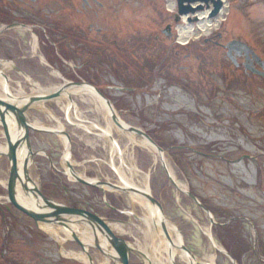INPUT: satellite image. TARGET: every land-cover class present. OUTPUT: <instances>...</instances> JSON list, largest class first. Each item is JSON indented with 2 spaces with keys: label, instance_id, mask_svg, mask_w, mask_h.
I'll list each match as a JSON object with an SVG mask.
<instances>
[{
  "label": "rangeland",
  "instance_id": "obj_1",
  "mask_svg": "<svg viewBox=\"0 0 264 264\" xmlns=\"http://www.w3.org/2000/svg\"><path fill=\"white\" fill-rule=\"evenodd\" d=\"M71 1L73 6L82 4V0ZM96 1L102 6L98 10L99 17L79 13L78 23H62L67 29L65 34H62L61 26L53 24L41 25L43 28L37 32L39 29L33 31L31 25L34 24L31 23L0 22V73L8 80L10 78L4 88L0 82V99H8V91L14 98L45 91L54 93L72 82L63 84L74 76L83 82L86 81L82 76L93 80L95 85H99L97 82L109 85L103 95L114 105L121 119L136 131L154 135L161 150L165 147L162 153L151 152L142 145H136L130 151L141 174L149 177L151 191L147 194L154 198L159 196L164 205L165 219L171 223L165 227L168 240L153 226L146 225L143 207L128 192L122 191L127 187L118 185L119 179L109 164L115 142L111 140L110 146L109 142L103 141L101 131L93 128L94 125L105 127L106 123L102 113H97L87 100L83 101L87 97H73L68 112L53 100L37 104L26 115L32 125L50 129L62 127L67 134L72 133L70 162L74 163L73 168L84 178L109 182L122 190L101 192L96 189L99 192L96 193L64 176L68 182L66 187L79 197L85 196L105 214H111L112 199L117 200L123 212L119 220L130 226L127 239L143 254V257L135 256L134 264H264V80L236 72L232 85H226L221 73L224 68L234 67H229L228 56H224L220 46L205 43L217 34L222 36L220 44L241 41L251 49L250 54L264 64V0H223L224 21L218 22L216 27L218 17L208 19L207 16L206 19L214 24L207 34L198 28L199 15L207 12V5H203L204 10L188 15L193 23L184 18L175 23L176 0ZM11 3L5 0L0 2V7ZM171 3L175 4L173 10L169 7ZM51 6L52 13L56 14L54 4ZM0 18L3 19L1 11ZM168 27L175 40L164 39L162 32L168 31ZM187 27L199 35L187 41L189 46L180 41L181 29ZM156 35H161L160 41H156ZM175 53H179V58ZM187 54L191 57L184 63ZM76 66L83 68L79 71L82 76L75 72ZM149 66L150 69L154 66L151 73ZM184 66L186 69L181 70ZM257 71L264 73L261 66ZM214 89H217L215 95L212 94ZM209 94L213 96L211 100L206 98ZM132 133L130 135L136 141H146ZM116 136L113 138L120 140ZM45 138L41 141L37 136L34 148L46 152L55 150L52 153L56 155L59 171L69 174L60 160L66 146L64 137ZM3 143L5 147L6 139ZM124 144L125 141L120 142L121 148ZM171 145L184 147L185 151L178 153L174 147L176 153L171 151L170 156L166 151ZM202 150L209 151V156H198ZM181 166L185 171L179 170ZM168 168L173 172V179ZM0 173V183L8 192V171L3 168ZM185 176L194 181L196 191L206 197L208 205L218 213L214 216L217 222L223 225L235 219L232 224H237L229 228L231 237L227 244L223 245V232L220 233L219 227L210 230L209 216L193 202ZM54 202L63 204L59 200ZM32 222L41 233L50 237L44 246L53 261L58 260L59 253L55 243L62 244L65 239L73 241L65 232L73 233L76 229L84 234L87 229L77 224L79 228L71 229L60 223L52 225V234L47 229L42 230L34 220ZM172 225L181 235L178 250L183 252V246L186 251L184 256L171 257L173 254L167 253L164 260L157 252L160 250H155L159 245L164 249L166 240L174 242L178 239L177 235L174 239L171 237ZM208 230L212 237L207 234ZM121 236L125 237V234ZM233 236L239 239L238 245L231 241ZM78 238L84 245L88 244L89 238L93 239L88 234ZM71 243L78 245L75 241ZM240 249L249 256L240 255ZM87 251L97 253L94 264H115L97 249ZM63 252L66 251L61 250L63 256L70 258ZM70 252L78 255L73 248ZM74 258L80 263H91L90 259L84 262Z\"/></svg>",
  "mask_w": 264,
  "mask_h": 264
},
{
  "label": "flooded vegetation",
  "instance_id": "obj_2",
  "mask_svg": "<svg viewBox=\"0 0 264 264\" xmlns=\"http://www.w3.org/2000/svg\"><path fill=\"white\" fill-rule=\"evenodd\" d=\"M7 1L12 2V3L10 5H5V4L1 5L0 11L2 13L3 19L0 18V22L5 23V24H9L10 22L12 24H20L21 22L31 23V24H34V26L38 25V26H35L34 29H32L33 31H35L36 29H39L37 30V32L43 28L41 27V25H46V24L48 25L53 24L57 26L61 25V29H63L65 27L63 26L62 23H66V22H70L72 24L78 23L77 22L78 19L76 18L79 15V13L92 14L94 18H98L99 17L98 10L102 8L101 2L96 1V0H82V4L78 3L76 6L72 5L71 0H7ZM55 1H58V2H55ZM0 2H5V0H0ZM78 2H80V0ZM52 4H54L55 6L57 15L52 13L53 12L52 6H51ZM79 4H80V9L78 7ZM13 8L15 9L13 10ZM173 17H174L173 21L177 23L179 21V17L178 16H173ZM168 29H169L168 31L166 30L164 31V33L162 32V34L164 35V39L172 38L173 40H175L174 33L171 27H168ZM63 33L64 31H62V34ZM160 36L159 35L155 36L156 41L157 40L160 41ZM221 38L222 36L220 34H217V35L212 36L210 39H207L205 43L220 46L221 47L220 50H222L223 53L225 54L224 56H228L227 60L231 63L229 67H234V68H230L229 70H226L227 68L226 69L224 68V70L221 73V78L222 80H225L226 85L228 86L232 85V78L234 77L233 73H236V72L243 73V75H246L247 77H250L253 75L257 79L264 80V73L262 72L260 73L257 71L258 66L259 67L261 66L262 69H264V64H262L256 57L251 55L250 52H245L242 50L241 47H238V46L235 47V49H233L230 55H228L227 46L229 45V43L220 44ZM44 53H46L45 49H44ZM175 54H176L175 56L178 57L179 53H175ZM45 55L47 56V54ZM48 56H49L48 58H50V54ZM190 57H191L190 54H187L185 56V59H183L184 61L182 62L185 63L186 61L190 59ZM223 65L224 64H222V67ZM186 67L187 66L182 67L181 70L183 68L186 69ZM17 68L18 67L16 66V69ZM153 68L154 66L151 69L149 66L150 73L153 70ZM79 71H83V68L79 69L78 67H76L75 72L79 73ZM95 77H98V76L95 74ZM88 80L90 81V79ZM97 83L99 85H95L91 82V84L97 87L104 94L105 88L108 87L109 85L101 84L99 82ZM216 90L217 89H214L213 93L210 92V94L212 93L215 95V93H217ZM210 94L208 95V97H206L209 100H211V98L213 97ZM27 130H28L29 138H30L31 145L33 148V153L35 154L34 165L30 171V179L32 183L36 185V187L41 192L43 197L51 201L59 200L60 202L63 203L60 205H67L68 207L73 208V209L85 210L86 212L91 213L95 216H98L99 218L103 220L109 221V223H112V224L117 223V224L124 225V226L127 225L128 222H123L119 220L123 212L120 211L121 208L117 204V200L115 198L112 199L114 203L112 205V208L109 211L111 214H105L99 211L98 206L96 204L94 205L93 202H89L88 200H86L85 196H83V198L79 197L77 193L74 194L71 190H69L66 187V185H68V182L64 178V176L65 177L67 176L64 173H62L61 170L59 171L58 169L59 163L57 162L56 155L55 153L54 154L52 153V152H55V150L51 152L50 151L46 152L45 150L35 149L34 141L37 139V136H40L41 141L46 138L41 137V135L34 133L30 128H27ZM3 132H5V130L3 126L0 125V150L3 149V146H4L3 139L5 140V138H4ZM149 137L152 139V141L155 143L156 146L160 147L159 146L160 143L158 142L157 138L154 137V135L149 136ZM174 147L178 153H182L185 151L184 147L177 146V145H171L167 148V151H166V152H169L170 156L172 153L171 151H174V153H176L175 150L173 149ZM164 148L162 149L164 150ZM207 153L209 154V151L202 150L198 154V156H202V155L209 156ZM175 161L177 160L175 159ZM0 167L2 170L4 168L8 171V174H6V177L7 179H9V175H10L9 168L10 167H9L8 161L5 158V156L1 154V151H0ZM179 170L181 172L185 171L183 166H181ZM61 174L63 176H61ZM0 176H1V173H0ZM185 177L187 179V182L189 183V193L192 195L193 198L198 200L200 204H202L207 210L210 211L209 213L213 217V221H211V219L209 218L210 225L213 224V222H216L215 227L216 228L219 227L218 229L220 233L223 232V234H221L223 245L224 243L227 244L229 242L228 239H230L229 237H231V235L229 234V228L237 223L232 224V222H230L228 224L223 223V225H221V223L217 222L214 216L216 214L218 215V213L212 207L208 205L207 203L208 199L204 196H201L196 191L194 187V181H192V179L189 178L188 176H185ZM87 189L88 190L92 189L95 192L97 191L96 189L91 188V187H87ZM96 193H99V192L97 191ZM8 197H9V193L3 190L2 183H0V264H84V263L78 262V260L72 256H70L69 258L61 254V250H64L70 253L72 248L73 250L77 251L76 252L77 254H82L84 252V250L80 246L81 244L77 245L75 243H71L69 242L68 239H65L66 241L62 240L64 241V243L62 244L58 242L55 243L59 249V253H58V260L53 261L51 257L49 256L48 252L45 250V246H44L46 245L47 239H50V237L48 235L46 236L43 233H41L35 227L32 220L30 218H27L21 211H19L18 208L11 201H9ZM158 197L159 196H155V199L159 202V204L162 206V209L164 210V205L162 201L159 200ZM235 222H238V220H236ZM43 237L44 239H42ZM119 237L121 239L125 238L124 236L123 237L119 236ZM125 239L126 240H123V241L131 243L129 239L127 238ZM231 241H233V244L238 245L237 242H239V239L233 236ZM240 251H241L240 255L243 254L244 258L246 256H249L246 253H242L243 251L241 249ZM96 254L97 253L95 251L88 252V256L89 258H91L90 264H94L93 262L95 261L93 260H96L95 258ZM129 264H134L133 255L130 256Z\"/></svg>",
  "mask_w": 264,
  "mask_h": 264
},
{
  "label": "water",
  "instance_id": "obj_3",
  "mask_svg": "<svg viewBox=\"0 0 264 264\" xmlns=\"http://www.w3.org/2000/svg\"><path fill=\"white\" fill-rule=\"evenodd\" d=\"M177 2L179 8V15L181 16H187L189 14H194L197 11H202L204 10L203 4L209 7V4L212 3L213 11L210 13L209 17L214 18L222 8L221 0H177ZM193 4H198V6L193 7ZM237 46L241 47L242 50L244 49L245 52L252 53L251 49L248 46L239 42H233L232 44H230V50L232 51ZM3 77L5 78L7 83L8 79L4 75ZM72 86H86L99 94V92L95 88H91L87 84L69 82L67 83V85H64L58 91L48 95H30L22 98H14L8 91L6 92L8 99H0V125L3 126L5 130V139L7 142L5 149H1V154L5 156L10 166V179L8 182L9 199L18 208L19 211L29 216L32 220L35 221L37 225L39 224V226L40 223L44 224L45 222H47V224L49 223L51 225H58L61 223V226L64 224L63 226L67 228L68 225L76 226V224L77 226L90 228L91 233L93 235L94 249H97L107 258L112 260L115 264H128L131 255L143 257V254L139 251L132 249V247H128V244L125 241L119 239L118 237H114L111 230H109L106 226L107 220H101L100 218L84 210H76L68 207H62L61 205L56 204L53 201L47 200L45 197H43L41 192L34 186L29 177V170L33 165L34 154L32 152L31 142L27 128H30L36 133H46L49 135L66 138L67 144L65 146L64 155L65 153H67L68 157H70L69 152L71 150V137L65 132L36 128L27 123L25 115L28 114V112L33 109L34 106H36L37 104L50 102L60 98L64 94V91ZM13 133L15 134L13 135ZM64 155L62 157L63 162L64 160H67L65 159ZM22 159L24 161L21 166ZM66 163L67 165H69L68 167L70 168V170L74 169L73 166H71L69 160H67ZM68 173L69 174H66L69 177H72L78 183L97 188L102 192H105L107 188L118 189L113 185H107L98 181L88 180L73 171L72 173ZM20 191L22 192L23 196H20ZM122 191L128 192L131 196V194L137 190L134 188L127 187V189H123ZM146 197L148 200L150 198H153L149 194H146ZM19 198H22L23 200L21 199V201ZM24 200H28L27 202L30 203V206L25 203ZM194 200L196 201L195 198ZM158 206H160V204L157 205V207ZM211 221H213L212 218ZM71 236L73 241L81 244L77 234ZM101 239H103V242L101 241ZM80 246L88 255V252L82 246V244ZM85 246L91 248L90 245Z\"/></svg>",
  "mask_w": 264,
  "mask_h": 264
},
{
  "label": "bare ground",
  "instance_id": "obj_4",
  "mask_svg": "<svg viewBox=\"0 0 264 264\" xmlns=\"http://www.w3.org/2000/svg\"><path fill=\"white\" fill-rule=\"evenodd\" d=\"M169 7H170L171 10H173L174 7H175V4L171 3ZM210 10H211V8H210ZM208 12L209 11H207L204 14H200L199 15L201 20L199 22L198 28L202 31V33H206V34L210 32L212 27H214V24L211 21L206 19L207 16H208ZM184 20L187 21V18L185 17ZM218 22H220V21L219 20L216 21V24H215L216 27L219 26ZM193 36L199 37V35H195L194 34L193 29H191L189 27L182 28L181 29L180 41H181V43L185 44ZM0 82H1L2 88L6 87V80L1 75V73H0ZM48 94H52V93L50 91L42 92V95H48ZM73 97H81L82 99L87 97L88 99H83V101L85 102L87 100L89 105L95 107V110L97 111V113L100 112V113H102L104 115L103 119L105 120L106 126L105 127H97L96 125H94L93 128L98 130V131H101V136H103L102 137L103 141H105L106 143L109 142L110 146H111V143H112L111 140H113V142H115L114 145L111 147L113 155L110 156V158H109V164L111 165L112 171L114 172L116 177H118V179H119V184L118 185L119 186L122 185L124 187L133 186L132 188H134V189L136 188V190L138 192L135 191L134 193H132L131 194V198L133 200H135V202L139 203L143 207V210L145 212L143 218L145 219L146 225L149 228H150V226H153V228L156 229V232H158V233L160 232V234H162L163 236H166V239L168 240L169 233H168V230H166L165 227H167L168 224H171V223L168 222L165 219V216H164L165 215V211L162 209V206L160 205V206L157 207V205H159V202L156 201L153 196H152L153 198L149 199L150 201L147 199L146 194L150 193V191H151L150 180H149L148 176L141 174L142 171H140V169L138 168L137 162H136L133 154H131L130 148H133L136 145H142L143 147H145L146 149H148L151 152L155 151V152L159 153L160 151H158V149L155 148V146L151 145L149 143V141H147V140L146 141H141V142L136 141L132 137V135H130V134H133V133L130 130L129 126L120 118L119 115L116 114L117 111L115 110L114 105L110 101H107L106 99H103V97H101L97 92H95L94 90H91L90 88H88L86 86H82V87L72 86V87H69L68 90L64 91V94L60 98L55 99L54 101H56L59 104V106L62 107L63 110L68 112L69 109L71 108V105L73 104L71 102ZM5 98H6V96H5ZM38 125H35V127L39 128V129H49V128H46V127H41L42 125H40V126H38ZM55 129L56 130H63L62 127H57ZM55 129H52V130H55ZM116 135H118L120 137V140L115 138L117 140L116 141L113 138V136L117 137ZM63 140H64V143L66 145L67 144V139L64 138ZM121 141H125V144H124V146L122 148L120 146V142ZM69 154H70V157H68L67 153H65L64 156H65V159L69 160V162H70V160H71V151L69 152ZM67 160H64V167L66 168V171L70 172V173H72V171L75 172V170L77 171V169H75V168L73 170L72 169L70 170V168L68 167L69 165H67V163H66ZM23 161L24 160L22 159L21 166L23 164ZM70 164H71V166H73L74 163L72 164L70 162ZM168 171H169L168 174L171 175L170 176L171 179H173L172 178L173 172L171 170H169V168H168ZM109 185H113V184L111 183ZM109 190H110V188H107V191H109ZM19 194H20V196H23L21 191L19 192ZM20 199H22V198H20ZM150 202H152V203H150ZM194 203L197 205V207L202 209L203 212H205V213L206 212L207 213L210 212L202 204H200V203H198L196 201ZM129 215H131V214H129ZM47 217H49V216H47ZM46 219H49V218H46ZM101 220H103V219H101ZM106 226L108 227L109 230H111V232L113 233L114 237H119V235H123V234H125L126 238L129 237V234H130V232H129L130 231V226L129 225L128 226H124V225H119L117 223L114 225L112 223L108 224V222H107ZM169 226H171V225H169ZM215 226H216V222H213V224H211L210 230L211 229L215 230L216 229ZM75 227L76 226L68 225V228H71V229H74ZM40 228L42 230L47 229V230L51 231V233L53 234L54 226H52L49 223L47 224V222H45L44 224L40 223ZM76 228H79V227H76ZM80 228H83V226L80 227ZM124 228L126 229V231L123 230ZM119 230L122 231V233L118 234L116 232V231H119ZM170 231H173L171 233V237H173V239H174V235H177L178 239L177 240H173L174 242H172L171 239H169L170 242H168L166 240L167 244H166V246L164 245V249L163 248L161 249V246L159 245V248L155 247L156 250H155V248H154V250L155 251L160 250V251H157V252L162 257L164 255H166L167 253L168 254L172 253L173 255L171 257L177 256V255L184 256L185 254L183 252L185 251V248L182 246V251L183 252L178 250V248H179L178 244L181 243V237H180L181 235L179 236L180 233L178 231H176V229L174 228L173 225H172V229H170ZM174 231H175V233H174ZM85 232L86 233L82 234V232H77V230L74 229L73 233L65 232V234H67V236H69V237H70V235H75V234H77L80 237L87 236V234L91 235L93 237L90 228H87ZM209 232L210 231L208 230L207 234H209V236L212 237ZM122 239H125V238H122ZM89 240L90 241L88 242L87 246L90 245L91 248L90 247H86L84 244H82V246L86 249V251H87V249H90V250L94 249L93 239L89 238ZM101 241L103 242V239H101ZM211 242L214 243L215 241L211 240ZM128 247H132V249H134V246L131 243H128ZM113 250H114V248H113ZM146 250H147V248H146ZM87 252H90V251H87ZM63 254H65L66 256H73V257L76 256L79 260H82L84 262H87L88 259H91V258H89V256L86 255L85 252H83L82 255H80V254L74 255L75 253L73 255H71L72 252H70L68 254H67V252H63ZM134 259H136L135 256H134ZM164 260H165V258H164ZM184 260L186 262H188L187 259H184ZM167 262L169 263V258H168ZM194 262L197 263L196 261H194ZM191 264H193V263H191Z\"/></svg>",
  "mask_w": 264,
  "mask_h": 264
}]
</instances>
